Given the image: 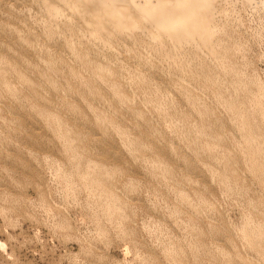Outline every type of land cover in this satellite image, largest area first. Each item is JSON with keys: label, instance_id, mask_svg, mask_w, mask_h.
<instances>
[{"label": "rangeland", "instance_id": "obj_1", "mask_svg": "<svg viewBox=\"0 0 264 264\" xmlns=\"http://www.w3.org/2000/svg\"><path fill=\"white\" fill-rule=\"evenodd\" d=\"M41 1L0 0V57L3 62L17 64L20 71L35 80L47 76L48 62H62L65 72L58 79L64 83L72 79L69 74L72 67L81 68L67 46V40L76 35L61 27L56 31L58 35L48 36L50 25ZM254 5L234 0L229 6L239 34L237 40L243 45L234 60L249 77L264 84V4ZM146 46L144 43L128 47L147 53ZM44 48L50 54H44ZM119 53L120 62L134 65L124 51ZM109 56L117 60L116 55ZM16 77L15 73H9L7 79L15 81ZM41 83L38 85L47 95ZM254 93L240 94L246 109H250ZM52 99L59 101L61 95L54 93ZM70 100L84 112V116L73 118L65 113L70 126L82 133L77 143L88 160L81 164L80 172L86 173L88 161L120 169L110 180V186L125 202L124 222L132 234L122 235L106 218H95L99 206L88 190L80 186L81 175L72 179L76 190L67 192V182L61 174L72 168V161L56 130L46 126L32 109L36 97L21 95L15 100L3 96L0 97V264H173L166 250L175 245L181 248L178 256L181 264H219L221 260L214 254L218 246L241 251L242 258L235 259V264H245L247 260L264 264L262 255L251 250L246 239L236 236L244 233L246 218L264 219V190L245 169L241 133L230 114L220 109L210 121L213 130L223 134L219 152L227 151L231 166H239V187L225 189L209 171L210 167L223 165L217 166L189 129L198 120L195 113L187 115L189 121L186 120L184 129L180 125L181 114H174L172 130L165 131L167 126L162 122L160 134L152 129L157 135L154 139L161 140L158 149H152L147 142L143 151L130 153L126 141L122 142L112 127L94 145L93 139L100 131L91 123V110L78 96L71 95ZM100 102L95 103L134 136L144 137L151 131V126L140 121L150 118L156 123L160 121L152 111L141 118L124 110L114 113V107ZM215 117L221 123L214 124ZM165 143L175 146L176 153L164 150ZM158 157L174 170L172 176L164 177L148 165ZM130 183L136 185L135 189H126ZM181 194L191 204L183 201ZM214 227L219 228L218 233L213 231ZM229 235L233 236L230 240Z\"/></svg>", "mask_w": 264, "mask_h": 264}, {"label": "bare ground", "instance_id": "obj_2", "mask_svg": "<svg viewBox=\"0 0 264 264\" xmlns=\"http://www.w3.org/2000/svg\"><path fill=\"white\" fill-rule=\"evenodd\" d=\"M233 1L42 0L41 5L50 25L47 35L53 36L61 27L76 35L71 37L72 40H67V46L81 68L76 70L72 67L69 71L72 79L63 83L58 79L65 72L62 70L63 63L48 62L47 76L35 80L20 71L17 64L3 62L0 57V97L15 100L21 95L36 97L37 103L31 106L32 109L46 126L56 130L72 161V168L61 174L67 182V192L76 190L72 179L81 175L80 186L88 190L91 199L99 206L95 218H106L116 225L122 235H131L132 230L125 226V202L110 186V180L120 169L103 162L88 161L86 173L81 174L80 166L88 160L77 143L82 133L70 126L65 113L73 118L84 116V112L80 105L70 100L71 95L80 97L92 112L91 123L100 131V135L93 139L94 145L112 127L122 142L126 141V149L130 153L143 151L147 148V142L152 149H158L161 140L154 139L152 129L160 134L162 123L167 126L165 131L170 127L173 129L174 114L183 115L181 124L178 123L184 129L185 122L189 121L187 115L195 113L198 120L189 129L194 131L198 143L215 159L217 166L223 165L222 168L208 167L209 171L225 189H233L239 187V166H231L227 151L219 152L223 134L215 132L210 122L211 117L223 109L230 114L241 133L246 171L255 177L264 190V84L249 77L245 68L234 60L236 54L243 50V45L237 40L239 34L229 11ZM245 1L253 5L264 4V0ZM42 16L45 17V13ZM144 43L147 44V53L128 47ZM43 50L44 54H50L47 48ZM120 50L126 53V58L129 56L132 59L134 65L120 62L117 57ZM110 54L116 55L117 60H111ZM9 73L16 74L15 81L7 79ZM39 82L44 83L41 85L47 95L40 89ZM246 91L256 92L251 98L250 109L241 103L240 94ZM54 93L61 95L59 101L52 99ZM96 101L114 107V113L124 110L141 118L152 111L160 121L156 123L151 118L140 121L151 126V131L146 135L141 132L144 137L134 136L129 129L116 124ZM214 121V124L221 123L218 117ZM164 147V150L176 153V147L172 144L165 143ZM184 163L190 165L189 162ZM148 165L164 177L174 174V170L161 157L154 158ZM135 187L134 183H130L126 189L133 190ZM179 197L191 204L185 194ZM213 231L218 233L219 228L214 227ZM236 236L246 239L251 250L261 254L264 261V219L246 218L244 233ZM228 238L230 240L233 236L229 235ZM181 253L178 245L166 250L173 264H181L178 260ZM214 254L221 260L219 264H235V259L242 258L239 249L228 251L222 246H218ZM245 264H257V261L247 260Z\"/></svg>", "mask_w": 264, "mask_h": 264}]
</instances>
